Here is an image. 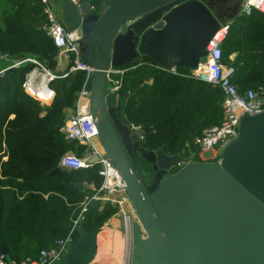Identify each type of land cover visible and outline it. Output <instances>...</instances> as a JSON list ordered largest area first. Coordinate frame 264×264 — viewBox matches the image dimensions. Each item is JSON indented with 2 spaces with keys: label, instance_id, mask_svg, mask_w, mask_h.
Here are the masks:
<instances>
[{
  "label": "water",
  "instance_id": "obj_1",
  "mask_svg": "<svg viewBox=\"0 0 264 264\" xmlns=\"http://www.w3.org/2000/svg\"><path fill=\"white\" fill-rule=\"evenodd\" d=\"M105 1L110 11L97 35L87 89L99 140L139 219L130 264H264V112L242 118L220 163L180 167L181 154L141 145L147 128L133 131L121 123L118 96L109 87L113 69L136 57L167 69L199 67L212 37L234 15L215 13L204 0ZM91 8L86 0H67L64 25L88 31L95 17L83 15ZM121 45L129 48L127 58L120 56ZM133 151L152 164L158 179L151 187L133 164ZM99 230L79 224L78 238L54 264H86L97 256Z\"/></svg>",
  "mask_w": 264,
  "mask_h": 264
},
{
  "label": "trees",
  "instance_id": "obj_2",
  "mask_svg": "<svg viewBox=\"0 0 264 264\" xmlns=\"http://www.w3.org/2000/svg\"><path fill=\"white\" fill-rule=\"evenodd\" d=\"M87 1L96 8L101 5V0ZM47 26L41 0H0L2 52L15 58L33 56L55 69L58 49L46 32ZM223 61L234 68L233 82L240 91L264 85V12L253 10L235 18L223 44ZM156 64L143 57L116 76L123 82L122 118L147 128L141 141L145 149H161L188 159L187 145L194 149V139L204 128L221 124L223 93L184 76L190 68H178L180 75ZM31 67L30 63L14 67L0 77V153H6L0 158V255L7 247L6 258L17 263L36 258L41 249L66 237L81 202L94 192L86 184L97 189L103 182L97 167L78 171L59 164L69 150L84 149L68 142L60 129L69 110L76 107L87 73L76 71L55 79V96L43 106L22 87ZM116 210L110 203L92 200L82 223L92 231Z\"/></svg>",
  "mask_w": 264,
  "mask_h": 264
},
{
  "label": "built area",
  "instance_id": "obj_3",
  "mask_svg": "<svg viewBox=\"0 0 264 264\" xmlns=\"http://www.w3.org/2000/svg\"><path fill=\"white\" fill-rule=\"evenodd\" d=\"M75 4H79L80 0H71ZM44 6V12L48 18L47 34L53 39L58 49V60H66L70 65V73L58 75L45 63L33 56H24L21 58H11L12 56L0 50V60L8 61V67L0 71V77H4L6 72L14 67H20L27 63L32 65L31 69L26 73L22 87L24 91L37 98L41 103L45 104L53 99L55 92L51 87L53 81L59 77H66L76 71H85L87 73V81L83 86L79 98L77 99V111L71 115L61 127V132L71 144L84 146L81 155H77L73 150L65 153L60 160V167L66 170H88L98 168V173L103 178L100 188H95L93 197L87 196L83 202L82 209L78 216L73 219V225L70 234L66 238H60L55 241L54 245L49 248L40 250L36 258H30L17 263L10 261L4 254L0 255V264H54L57 263L68 245L74 241L73 234L77 231L78 225L84 220V213L88 208V202L93 198H106L111 195L110 199L116 194H123L122 199L118 202H129L125 185L122 182L115 167L112 165L109 157L106 156L98 136V130L92 115L90 104L87 106L84 102L90 101V91L87 89L88 80L93 71V66L85 62L81 57L80 39L81 33L79 29L68 30L64 23L59 19L56 9V0H41ZM253 10L264 12V0H245L242 4L241 12L243 14H251ZM231 24L226 22L222 25L210 43L206 47L207 61L200 63L199 67L191 69L184 76L196 78L206 82L214 87L219 88L223 93L222 111L223 120L221 124L206 127L201 135L194 139L196 150L187 145L191 157L194 155L200 157L201 161L217 163L221 162L224 149L233 142L239 132L241 120L246 115H256L264 112V85L258 89H247L240 91L237 84L233 82L234 68L229 67L223 61V44L230 31ZM162 70H166L173 74H180L178 68H164L160 64H156ZM124 69H113L110 75L111 89L119 93L121 80L112 75L123 73ZM45 89L44 93H41ZM45 94V95H44ZM44 95V96H43ZM44 99H46L44 101ZM130 128L135 131L143 129L139 125L130 124ZM194 156V157H195ZM185 159L179 165L183 167L192 158ZM117 200V199H116ZM129 204V203H128ZM126 220V240L128 243V257L125 264H130L131 255V215L125 214Z\"/></svg>",
  "mask_w": 264,
  "mask_h": 264
},
{
  "label": "crops",
  "instance_id": "obj_4",
  "mask_svg": "<svg viewBox=\"0 0 264 264\" xmlns=\"http://www.w3.org/2000/svg\"><path fill=\"white\" fill-rule=\"evenodd\" d=\"M66 1L67 0H56V9H57V14H58V17L59 19L63 22L64 20V6L66 4ZM87 1V0H86ZM245 0H243V3H244ZM89 4H91L89 1H87ZM211 2H213V0H211ZM208 4V1L206 2ZM242 5V4H241ZM92 8L89 12H87L86 14L83 15V17H86V16H90V17H95V22L93 24L90 25L88 31L86 32H83L81 31L80 27L77 28L80 30V33H81V39H80V42H79V45H80V51H81V57L82 59L89 63L90 64V60H92L93 58H95V55H96V46H97V42H98V32H99V29H100V26H101V22L102 20L104 19V17L108 14V12L110 11V7H109V4H107V2L105 0H101V5L99 8H96L93 4H91ZM242 8V7H241ZM241 8L234 14H231L230 16H233L234 15V18H232L231 20H228L226 22H229L231 25L233 24L235 18L240 15V14H243L241 12ZM128 47H125L124 45H121V48H120V56L123 57V58H127L128 56ZM113 50H114V45H113ZM236 56V53L232 54L231 57H235ZM12 59L15 58L14 56L11 57ZM136 60H142L143 61V58L141 57H136L134 58L131 62H126L124 66H121L119 67L121 70L127 66V65H130L132 64L134 61ZM57 67L55 69H52L56 74L58 75H63V74H67V73H70V65L69 63L66 61V60H61L59 61L58 58H57ZM142 63V62H141ZM146 63V62H145ZM226 64V63H225ZM9 65V62L8 61H3V60H0V71L6 67H8ZM128 69H125V71H127ZM124 71V72H125ZM123 72V73H124ZM123 73H118L116 74L119 75V74H123ZM68 76V75H67ZM120 80H121V83H122V78L121 77H118ZM110 84V83H109ZM111 88V87H110ZM121 85H120V89H119V93L117 94L118 96V100H119V107H121V104H122V98H121ZM55 96V95H54ZM54 98V97H53ZM79 98V96H78ZM53 100V99H52ZM52 100L48 101V102H45V104L49 105ZM39 103L43 106H45V104L41 103V101L39 100ZM76 105H77V102H76ZM222 105V104H221ZM76 108V107H75ZM70 112L72 110H69ZM125 122V121H123ZM130 124L131 123H126V125H128L127 127H130ZM130 130V129H129ZM132 131V130H131ZM143 139V138H142ZM84 147V146H83ZM196 150V149H194ZM133 152H138L140 153L139 151H133ZM132 152V153H133ZM195 156V155H194ZM191 157V152H190V157L192 158V160L190 161H199V162H205V161H201L200 160V157L198 156L197 154V157ZM189 157V158H190ZM188 158V159H189ZM4 159H6L4 157ZM196 159V160H195ZM140 171H139V169ZM138 172L139 174L141 175V177L145 178L146 176H150L151 177V173H152V167L151 168H148L147 170H145L141 164L138 165ZM152 178V177H151ZM155 178V182L157 181L158 177H154ZM153 179V178H152ZM89 185H92V184H89ZM95 187V186H94ZM94 192L95 189H94ZM111 195L107 196L105 199L104 198H93L92 200H99L101 201L102 204H105V203H112V205H114V207L117 208L116 212L106 221L104 222V224L99 227V228H96V229H100L99 230V233H98V240H97V254H103L105 256L104 260L103 261H106L108 263L106 264H125V261L128 257V254L125 252L123 258H122V261L121 262H118V261H114V258L113 256H107V254H105V252H102L100 250V238H107V236H109V230H107L106 228L110 225V226H115V228L119 229L118 232H119V235L118 237L119 238H126V231H125V227H126V220H125V214H130L131 215V238H133V223L134 222H138L139 219H138V216H137V213L135 212V210L133 209L132 205H131V202H123V203H120L118 202L120 199H122L123 197V194H119V193H116L111 199H110ZM87 198V197H86ZM85 198V200H86ZM117 199V200H116ZM84 200V201H85ZM90 200V201H92ZM83 201V202H84ZM89 203V202H88ZM129 203V204H128ZM83 204V203H82ZM82 206L81 205V209H82ZM81 211V210H80ZM80 213V212H79ZM78 216V215H77ZM76 218V217H75ZM73 225V224H72ZM80 225H83V223L81 222ZM84 226V225H83ZM105 226V227H104ZM72 228V226H71ZM105 228V229H104ZM109 228V227H108ZM71 230V229H70ZM95 230V229H94ZM70 234V231L68 232L67 236ZM75 234H77V238H78V233L77 231L73 234V237H74V240H75ZM104 235L105 237H100ZM66 236V237H67ZM64 237V238H66ZM117 237V236H115ZM126 240V239H125ZM127 242V241H126ZM52 247V246H50ZM117 252V251H116ZM115 252V253H116ZM112 255H114V253H112ZM131 257V255H130ZM107 259V260H106ZM100 262L102 260H99ZM102 261V262H103ZM95 263V262H93ZM92 263V264H93ZM99 263V262H98ZM97 264V263H96Z\"/></svg>",
  "mask_w": 264,
  "mask_h": 264
},
{
  "label": "rangeland",
  "instance_id": "obj_5",
  "mask_svg": "<svg viewBox=\"0 0 264 264\" xmlns=\"http://www.w3.org/2000/svg\"><path fill=\"white\" fill-rule=\"evenodd\" d=\"M112 78H115L116 77V75H112L111 76ZM111 86V83L109 84V87ZM51 87H52V85H51ZM53 88V87H52ZM55 92V91H54ZM35 99H37V98H35ZM89 99H90V97H89ZM38 100V99H37ZM84 104L87 106L88 104H90V101H89V103H88V101H86V102H84ZM45 105H47V104H45ZM91 108V107H90ZM75 111H77V108H75V109H73L71 112H70V115L68 116V118L71 116V115H73L74 113H75ZM117 116L122 120L121 121V123L123 124V125H126V122H123L124 120H123V118H122V112L120 111V108H117ZM67 118V119H68ZM66 119V120H67ZM4 150V149H3ZM77 155H81L82 153H83V151L84 150H76V149H72ZM70 151V150H69ZM188 151V150H187ZM3 154H6V153H4V151H2L1 153H0V158L3 156ZM6 158V157H5ZM2 159H4V158H2ZM196 160V159H195ZM210 162H214V161H210ZM217 163V162H216ZM180 168H178V169H175L174 170V173L175 172H177L178 170H179ZM86 187H89V188H92L93 189V191H94V189L96 188V187H94L93 185H89V184H86ZM88 188V189H89ZM98 189V188H97ZM95 195V192H93V194L92 195H90L89 197L91 198V197H93ZM82 203L83 202H81V205H82ZM112 204V203H111ZM105 227V226H104ZM109 227V228H108ZM106 229L107 230H109V236H107V238L105 237V238H100V250L102 251V252H105V254H107V256H113V258H114V261H118V262H121L122 261V258H123V256H124V254H125V252L127 253L128 251H127V245H126V241L127 240H125V238H117L118 237V235H119V232H118V230L119 229H117V228H115V226H108ZM105 229V228H104ZM115 236H117V237H115ZM117 251V252H116ZM116 252V253H115ZM112 253H114V255H112ZM104 258H105V256H103V257H99L98 259H95V260H93V261H91V262H89L88 264H92L93 262H95V263H93V264H106V263H108V262H106V261H103L104 260ZM111 258V257H110ZM99 260H102L101 262L99 261ZM107 260V259H106ZM99 262V263H98Z\"/></svg>",
  "mask_w": 264,
  "mask_h": 264
},
{
  "label": "flooded vegetation",
  "instance_id": "obj_6",
  "mask_svg": "<svg viewBox=\"0 0 264 264\" xmlns=\"http://www.w3.org/2000/svg\"><path fill=\"white\" fill-rule=\"evenodd\" d=\"M204 1L205 2L208 1V5L211 7V9L215 13H219V14L225 15V16H230L231 14L236 13L242 7L241 4H243V0H213V2H211V0H204ZM131 158H132V162L136 168H138L139 164H141V165L145 164L149 168L152 167V164L145 157H143L141 155V153L133 152L131 154ZM137 159H139L138 164L136 162ZM139 171H140V169H139ZM155 175H156L155 172L152 171L151 177L153 179L150 176H146L145 178L143 177V180L148 187H151L155 183V178H154Z\"/></svg>",
  "mask_w": 264,
  "mask_h": 264
},
{
  "label": "bare ground",
  "instance_id": "obj_7",
  "mask_svg": "<svg viewBox=\"0 0 264 264\" xmlns=\"http://www.w3.org/2000/svg\"><path fill=\"white\" fill-rule=\"evenodd\" d=\"M120 69V68H119ZM129 69V68H128ZM125 70V69H124ZM123 83V82H122ZM85 85V84H84ZM42 92L41 93H44L45 92V89H42L41 90ZM45 95V94H44ZM43 95V96H44ZM46 99H44V101H45ZM76 112V111H75ZM100 237H105L104 235H102V236H100ZM117 238H119V237H117ZM126 245H127V247L129 246L128 245V243H126ZM104 255L103 254H97V256H95L93 259H89L88 261H87V263L86 264H88L89 262H91V261H93V260H95V259H98L99 257H103Z\"/></svg>",
  "mask_w": 264,
  "mask_h": 264
}]
</instances>
